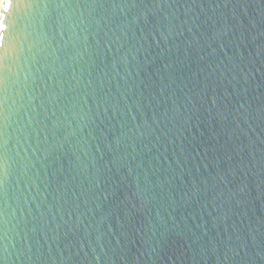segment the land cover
<instances>
[{
	"label": "water",
	"instance_id": "95a60500",
	"mask_svg": "<svg viewBox=\"0 0 264 264\" xmlns=\"http://www.w3.org/2000/svg\"><path fill=\"white\" fill-rule=\"evenodd\" d=\"M8 22L0 264H264V0H14Z\"/></svg>",
	"mask_w": 264,
	"mask_h": 264
},
{
	"label": "snow or ice",
	"instance_id": "6c2138e0",
	"mask_svg": "<svg viewBox=\"0 0 264 264\" xmlns=\"http://www.w3.org/2000/svg\"><path fill=\"white\" fill-rule=\"evenodd\" d=\"M14 0H2V7H0V47H3L5 34L9 31L11 25L9 24L10 10L13 7Z\"/></svg>",
	"mask_w": 264,
	"mask_h": 264
},
{
	"label": "clouds",
	"instance_id": "9594fccd",
	"mask_svg": "<svg viewBox=\"0 0 264 264\" xmlns=\"http://www.w3.org/2000/svg\"><path fill=\"white\" fill-rule=\"evenodd\" d=\"M0 7H2V0H0ZM95 243L101 246L100 251L103 253L104 251L103 241L99 236L96 237ZM108 247L110 248L111 244H108ZM152 251H155V249H153Z\"/></svg>",
	"mask_w": 264,
	"mask_h": 264
}]
</instances>
